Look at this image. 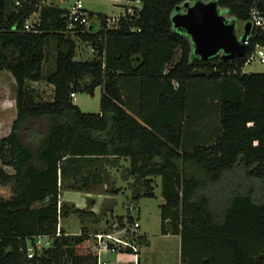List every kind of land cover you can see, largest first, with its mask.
Segmentation results:
<instances>
[{
	"label": "trees",
	"instance_id": "obj_1",
	"mask_svg": "<svg viewBox=\"0 0 264 264\" xmlns=\"http://www.w3.org/2000/svg\"><path fill=\"white\" fill-rule=\"evenodd\" d=\"M185 1L140 0L138 18L119 29L78 28L71 36L65 8L19 9L15 0H0V72L16 85V117L0 139V187L11 192L0 197V264H96L95 234L86 226L78 235L59 227L71 213L81 222L95 216L62 202L61 193L88 192L107 174L105 167L121 159L129 162L123 173L133 179L132 201L153 198L160 178V233L180 236L182 264H264V73L242 71L256 46L264 49V28L252 29L242 57L200 60L171 21ZM216 2L237 23L249 21L254 8L264 16V0ZM36 11L34 31H25ZM76 40L91 46V60H75ZM50 43L55 68L45 73ZM127 78L140 87L160 83L177 95L192 81L230 82L240 93L221 101L212 142L185 151L179 119L156 124L130 114L120 86ZM40 81L53 86L52 101L36 99L28 83ZM96 88L99 113H83L72 103L70 94L93 96ZM123 221L119 216L115 226L138 222L129 212ZM107 228L101 233L113 230ZM134 235L137 247L148 244L145 235ZM40 236L52 243L38 251Z\"/></svg>",
	"mask_w": 264,
	"mask_h": 264
},
{
	"label": "rangeland",
	"instance_id": "obj_2",
	"mask_svg": "<svg viewBox=\"0 0 264 264\" xmlns=\"http://www.w3.org/2000/svg\"><path fill=\"white\" fill-rule=\"evenodd\" d=\"M52 2L61 8H67L72 5L75 0H46ZM83 7L92 13H101L107 15H116L121 12V8H118L114 4V0H80ZM197 0H186L185 2L193 3ZM205 3L210 0H200ZM226 19H230L229 16L221 10ZM243 24H236V33L238 36L242 34ZM77 53L82 59L88 61L93 58L92 49L89 44H85L82 41H77ZM55 50L54 43H50L47 46L45 62V68L51 69ZM76 59L81 60L79 57ZM47 71L46 73H49ZM246 73H264V65L261 64L257 57H255L249 64H246L244 68ZM29 86L35 87L40 92L43 98L49 100L51 97V87L46 82L41 83L29 82ZM15 92L16 85L7 71L0 72V139L6 136L10 132L11 124L15 119ZM99 100H100V88H96L94 95L91 96L87 93H76L74 103L84 113L95 114L99 112ZM115 164V165H114ZM129 166L127 160L121 159L114 161L113 164L107 165V174H101V182L92 185L88 192H74V191H62L61 201L73 205L77 209L86 210L94 214L95 218L92 220H85L81 222L80 218L71 213L65 217H61L60 226L67 232L78 233L82 227L86 226L90 233L96 234L105 232L108 230V226H115L117 218L120 216L124 219L129 215L133 218V221H138L140 226L134 234L145 235L150 242V247L146 249L145 245H142L139 250V256L142 260H146L147 264H182L181 255V238L174 235H162L160 233V211L159 206L163 203L161 195L160 181L157 179L154 186L153 198H140L137 201H132L131 197V185L133 179H127L123 170ZM5 171L12 173L10 168L5 167ZM111 190H115L118 193H112ZM11 195L9 187H0V197L7 199ZM133 205V209H130V205ZM106 221V222H105ZM119 256V257H118ZM189 255H186L184 262ZM119 258V259H118ZM103 261L108 264H122L126 262L134 263V254L128 252L117 253H103L101 255ZM122 262V263H121Z\"/></svg>",
	"mask_w": 264,
	"mask_h": 264
},
{
	"label": "crops",
	"instance_id": "obj_3",
	"mask_svg": "<svg viewBox=\"0 0 264 264\" xmlns=\"http://www.w3.org/2000/svg\"><path fill=\"white\" fill-rule=\"evenodd\" d=\"M104 15L111 16L107 14ZM77 41L79 40L75 41L76 44L75 60L86 61L82 59L79 53H77V46H78ZM83 43L88 44L86 42ZM54 48H55V44H54ZM91 52L94 57L93 49ZM77 57H79L81 60L76 59ZM54 58H55V54H54ZM54 58L51 69H46L44 63L43 69L45 73L47 71L50 72L54 71L55 68ZM46 61H47V56L45 62ZM244 68L242 71L243 73H246L244 72ZM41 82L42 81H40V83ZM33 83H39V82H33ZM138 83H139L138 80H134V79L127 78L120 80V86L130 114H132L139 122H143V120L139 118V116L142 115L148 118V120H150L151 122L156 124L157 123L160 124L165 120L176 122L179 119L180 127H181L182 149L185 151H191L194 147L203 144H209L210 142H212L216 134H218L219 132L218 112L221 101L223 99H226L227 97H231V96L237 97L240 93L239 89L230 82L217 81V82L203 83V82L192 81L188 83L185 92L179 95L170 92V89H167L168 88L167 86L166 88L164 85L160 83L151 82L150 84L145 85L144 87H140ZM29 87L35 90L37 100H43L46 102L52 101L53 99L52 85H50L52 92L50 93L51 97L49 100L43 98L42 94L38 92L35 89V87L32 86ZM162 93H165L167 95L170 94L168 95V99L166 101H161L160 95ZM74 100L75 99H72V103L76 105L74 103ZM157 179L160 180V178H156V181ZM59 227L63 229V227L60 226V221H59ZM65 233L68 235L80 234V232L72 233L67 231H65ZM147 242L148 244L145 245L146 249L150 247V242L148 240ZM140 247H138V249H140ZM145 259L142 260L141 256L138 255L136 260L134 256V261H133L134 263L129 262L128 264H147ZM122 264H126V262H123Z\"/></svg>",
	"mask_w": 264,
	"mask_h": 264
},
{
	"label": "built area",
	"instance_id": "obj_4",
	"mask_svg": "<svg viewBox=\"0 0 264 264\" xmlns=\"http://www.w3.org/2000/svg\"><path fill=\"white\" fill-rule=\"evenodd\" d=\"M114 4L121 8V12L113 16H106V18H100L97 13L87 11L80 0L75 2L66 9L67 29L66 32L71 36L75 35V31L79 28L81 33L84 32H98L105 27L106 30H117L120 28L123 22H132L138 18V15L142 9L140 0H114ZM62 3V0H59ZM15 6L17 8H27L34 6L37 10L42 7H50L58 5L47 2L46 0H15ZM61 8V7H60ZM38 11L34 12L30 18L25 22L23 29L25 31H34V25L38 23ZM252 23V29L264 28V16L257 10L252 9L251 18L249 20ZM134 31V29H132ZM139 31V29L137 30ZM247 44V42H246ZM257 57L259 62L264 65V49L260 46H256L253 54L248 58V64ZM71 99H75V94H70ZM130 209L133 206L130 205ZM139 228L138 222H135L132 227H125L118 229L117 226H113V230L107 233H97L93 236L94 245L92 247V255L96 257V264H108V262L101 259L103 253H117L120 251L130 250L137 260L138 247L135 244L136 236L135 231ZM59 236V233H57ZM52 240L47 236H40L36 238L35 249L41 251L43 248L51 246ZM35 255L34 250L29 248L27 256L32 258Z\"/></svg>",
	"mask_w": 264,
	"mask_h": 264
},
{
	"label": "water",
	"instance_id": "obj_5",
	"mask_svg": "<svg viewBox=\"0 0 264 264\" xmlns=\"http://www.w3.org/2000/svg\"><path fill=\"white\" fill-rule=\"evenodd\" d=\"M216 0L205 3L197 0L177 6L172 15L173 28L184 33L192 44V53L200 60L216 55L223 59L242 57L252 31V23L242 26V34L236 33V19H226L220 14Z\"/></svg>",
	"mask_w": 264,
	"mask_h": 264
}]
</instances>
